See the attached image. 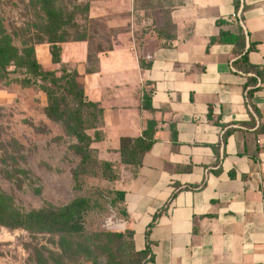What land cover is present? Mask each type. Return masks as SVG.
<instances>
[{"label": "crops", "instance_id": "crops-1", "mask_svg": "<svg viewBox=\"0 0 264 264\" xmlns=\"http://www.w3.org/2000/svg\"><path fill=\"white\" fill-rule=\"evenodd\" d=\"M141 1L97 0L91 13L113 17V29L123 25L126 13L133 26L136 8L146 11ZM163 1H155V12L169 9L175 32L144 58L132 31L112 38L113 47L97 57L98 71L87 72L82 64L86 41L69 45V58L65 43L62 62L79 60L78 78L95 83L94 100L81 86L104 110L100 157H121L122 139L140 138L148 121L156 123L142 164H121L113 182L125 193L126 226L138 251L145 250L147 228L164 210L150 231L149 264H264V0ZM236 1L240 17L232 19ZM240 27L245 51L254 48L249 63L262 69V78L236 70L240 47L211 44L222 31L239 34ZM141 60L150 68L142 69ZM252 79L257 84L247 87ZM134 87L140 88L141 105L128 95L124 106L116 100L119 89ZM259 87L249 99L248 92ZM146 91L152 110L143 108Z\"/></svg>", "mask_w": 264, "mask_h": 264}, {"label": "rangeland", "instance_id": "rangeland-1", "mask_svg": "<svg viewBox=\"0 0 264 264\" xmlns=\"http://www.w3.org/2000/svg\"><path fill=\"white\" fill-rule=\"evenodd\" d=\"M42 1L0 0V21L21 56L27 47L33 46L42 67L46 71L56 70L60 77L63 68L72 72L81 62L68 60L60 66L51 64ZM52 1L66 23L61 32L67 34L68 46L76 43L77 38H86L88 55L82 64L87 72L88 69L99 70L97 57L113 47L112 38L117 34L133 31L137 54L144 58L147 51L164 45L163 41L171 39L175 32L170 10L160 6L161 15L155 12L157 0H143L138 4L146 11L143 13L136 8L133 26L127 23L128 16L123 13L120 18L123 25L118 29L109 27L111 16L94 18L91 9L97 0ZM163 4L162 0L160 5ZM73 48L67 47L68 58ZM11 71L8 81L0 80V191L11 198L14 208L20 212L46 207L59 209L77 198L90 199L92 210L86 216L84 233L78 236L38 234L0 226V264H138L139 261L145 264L144 258L135 256L138 250L133 238L120 225L121 218L108 207L109 200L115 199V188L114 183L106 179L110 173L103 163L115 164L117 173L122 166L121 158L100 157L101 150L96 148L99 144H94L87 154L90 159L83 165L84 154L76 148L77 139L61 123L47 117V96L36 86L21 84L25 78L35 80L32 73L15 66ZM78 81L88 87L94 100L95 83L86 81L84 76ZM45 84L54 88L49 82ZM127 89L132 92L128 93ZM119 90L116 100L123 106L127 95L138 99L141 105L137 96L140 88ZM60 97L66 99L63 109L67 106L75 110L71 97ZM116 100L109 98V105ZM79 246L82 249L79 250ZM89 251L91 254H87Z\"/></svg>", "mask_w": 264, "mask_h": 264}, {"label": "trees", "instance_id": "trees-1", "mask_svg": "<svg viewBox=\"0 0 264 264\" xmlns=\"http://www.w3.org/2000/svg\"><path fill=\"white\" fill-rule=\"evenodd\" d=\"M42 2L47 19L46 31L44 33L48 38L51 62L55 66H60L62 64L63 45L68 42L67 34L61 32L66 23L62 19L60 11L53 5L52 0H43ZM235 7L236 14L238 15L241 7L238 1L235 2ZM223 24V21L217 22L218 26H222ZM39 40L41 41V39ZM74 41L82 42L86 41V38H77ZM214 43L230 44L240 47V56L235 65L236 70L245 75H252L251 78L263 77L262 69L249 63L248 54L254 48L251 45L249 50L247 52L245 51L247 40L243 27H240L239 34L222 31L218 37L212 38L211 44ZM23 52L24 55L21 56L18 49L13 45L11 38L5 34L0 21V80L8 81L10 79L12 66H15L16 69H26L31 72L35 80L25 78L21 84L25 87L36 86L47 96L48 106L45 111L47 117L55 122L61 123L66 131L77 139L79 145L76 148L84 154L82 162L85 165L88 159H90L87 154L93 145L103 140V108L99 103L89 100L86 90L78 81L79 74L76 69L69 72L63 68L61 70L62 75L58 77L56 70L46 71L42 67L37 60L36 51L33 46L27 47ZM141 68L147 70L150 68V65L145 64L144 60H141ZM47 82L53 85L54 88L45 84ZM256 84V81L252 79L249 80L247 87H254ZM258 89L260 87L251 89L248 92V98H252ZM60 95H66L72 98L76 107L74 111L67 106L63 109L66 99L65 97H60ZM143 108L152 110L151 93L147 91L143 99ZM155 128L156 123L151 120L148 121L147 129L143 132L142 137L137 139H122L120 147L122 164L136 167L142 164L145 154L154 144ZM261 132H264L263 128ZM172 137L173 140L176 139V131L174 130L172 131ZM112 164V162H104L103 167L110 173L108 177L106 176V179L110 182H116L118 172H114L115 164ZM113 194L115 199L109 200L108 207L114 212L116 211L119 218H121L120 225L133 238L134 233L126 226L128 214L124 207L125 193L115 189ZM91 210L92 201L90 199L77 198L70 204L59 209L46 207L30 212H20L14 208L11 198L0 191V226L10 229H23L38 234L78 236L84 233L85 219ZM162 212L164 210L154 216L152 223L147 228V245L145 250L135 253L136 257H140V259L144 258L145 264L153 262L149 236L152 227ZM121 235L122 233L119 234V236ZM108 236L111 237L110 234ZM113 236L116 235L114 234ZM80 249L82 248L79 246ZM75 254L79 253L75 252ZM87 254H91V251Z\"/></svg>", "mask_w": 264, "mask_h": 264}, {"label": "built area", "instance_id": "built-area-1", "mask_svg": "<svg viewBox=\"0 0 264 264\" xmlns=\"http://www.w3.org/2000/svg\"><path fill=\"white\" fill-rule=\"evenodd\" d=\"M239 17H238V15L236 13L232 15V19H236V18H239Z\"/></svg>", "mask_w": 264, "mask_h": 264}]
</instances>
